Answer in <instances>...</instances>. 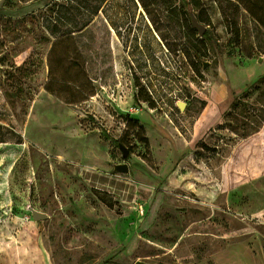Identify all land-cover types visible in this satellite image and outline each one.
Listing matches in <instances>:
<instances>
[{"label": "rangeland", "instance_id": "374dc122", "mask_svg": "<svg viewBox=\"0 0 264 264\" xmlns=\"http://www.w3.org/2000/svg\"><path fill=\"white\" fill-rule=\"evenodd\" d=\"M186 1L0 0V264H264V0L199 73Z\"/></svg>", "mask_w": 264, "mask_h": 264}, {"label": "trees", "instance_id": "16d2710c", "mask_svg": "<svg viewBox=\"0 0 264 264\" xmlns=\"http://www.w3.org/2000/svg\"><path fill=\"white\" fill-rule=\"evenodd\" d=\"M221 3H225L226 7H222ZM185 8L186 9L183 11L182 27L187 31L188 50H184V54L189 59L191 68L195 71V73H199L200 71L198 69V66L196 65V61L198 63L201 59L206 60V43H218V39H221L222 43L220 46L224 44L229 47H232L234 45L237 46L240 45L242 41L247 40L248 37L250 38V34L246 33V31L243 35H241L240 29L238 28V23H240V25L245 29L247 27H250V25H253L254 28H257V26L253 24L251 20H248L245 16L239 13L238 6L230 0H221L216 4L212 2L210 3V5L205 4L201 0H187L185 3ZM209 9H214L217 12H221V21L219 23L217 22V25L213 23V18L210 15ZM239 15L240 17L238 18ZM193 18H195L200 25L206 28L204 33L199 37L197 36L199 35L198 31L192 25ZM218 25H221L222 27L220 32L218 30ZM78 35L80 34H77V36ZM78 42L86 60L90 78H92L93 80H98L99 77H105L110 69L106 68L104 70H101L100 72L92 56L88 53V50L83 44L82 40L79 39ZM256 48L258 50V56L264 55V34H262V44H258ZM248 50L249 52H246L244 55L247 59H251L253 57L252 43L248 47ZM177 51L179 52V50ZM99 74H101L102 76H100ZM45 90L49 95L57 97L65 104H68L66 102V99L59 95V93L54 92L49 88H46ZM108 139L114 145L119 146V144H121L119 140H116L114 138L109 137ZM98 195L99 194H97V198L100 202L105 204L110 209L113 208V205L111 203L107 202L105 199Z\"/></svg>", "mask_w": 264, "mask_h": 264}, {"label": "water", "instance_id": "95a60500", "mask_svg": "<svg viewBox=\"0 0 264 264\" xmlns=\"http://www.w3.org/2000/svg\"><path fill=\"white\" fill-rule=\"evenodd\" d=\"M192 25L198 31L199 36H201L204 33V31L206 30V28L203 27L202 25H200L196 21L195 18H193V20H192ZM257 61L261 63L262 62V57H259L257 59ZM118 148H119V150L122 153L123 159L126 160L128 158V156H129V154H130L129 150L122 144H119ZM114 170L116 172L123 173V174L129 173V168H128V165L126 163L116 165ZM31 214H32L33 220H35L37 222L48 218V216L46 214L37 212L35 210H32ZM134 264H148V263H145V262H142V261H137Z\"/></svg>", "mask_w": 264, "mask_h": 264}, {"label": "crops", "instance_id": "0c3cea01", "mask_svg": "<svg viewBox=\"0 0 264 264\" xmlns=\"http://www.w3.org/2000/svg\"><path fill=\"white\" fill-rule=\"evenodd\" d=\"M239 68L242 72H245V77L247 79H256L264 75V59L262 58L261 63L257 60H247L244 65Z\"/></svg>", "mask_w": 264, "mask_h": 264}]
</instances>
